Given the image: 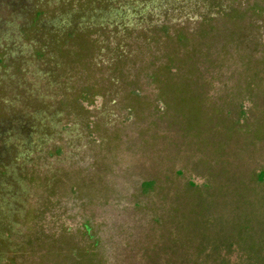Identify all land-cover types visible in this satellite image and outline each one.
Listing matches in <instances>:
<instances>
[{"label":"rangeland","instance_id":"374dc122","mask_svg":"<svg viewBox=\"0 0 264 264\" xmlns=\"http://www.w3.org/2000/svg\"><path fill=\"white\" fill-rule=\"evenodd\" d=\"M0 264H264V0H0Z\"/></svg>","mask_w":264,"mask_h":264}]
</instances>
